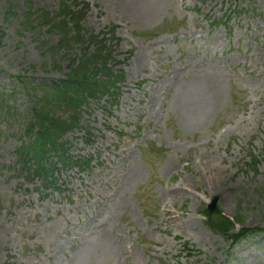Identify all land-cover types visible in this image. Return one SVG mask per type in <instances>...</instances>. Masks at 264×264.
Wrapping results in <instances>:
<instances>
[{"label":"rangeland","instance_id":"obj_1","mask_svg":"<svg viewBox=\"0 0 264 264\" xmlns=\"http://www.w3.org/2000/svg\"><path fill=\"white\" fill-rule=\"evenodd\" d=\"M68 1L90 4L112 78L45 179L20 167L36 98L14 77L60 81L87 52L21 26L61 0H0V264H264V0ZM214 198L257 232L229 248L202 213Z\"/></svg>","mask_w":264,"mask_h":264},{"label":"trees","instance_id":"obj_2","mask_svg":"<svg viewBox=\"0 0 264 264\" xmlns=\"http://www.w3.org/2000/svg\"><path fill=\"white\" fill-rule=\"evenodd\" d=\"M85 14L86 11L68 10L59 11L58 14L51 16L49 12L39 11L37 15L35 13L25 15L21 21L24 29L30 30L35 25L33 29L47 27L48 30L59 31L60 37L53 47L57 51L63 50L66 54H70L71 48L77 43L87 52V54L84 52L82 60L78 56H70L66 75L60 81L51 84L41 83L34 87L31 77L21 73L14 77L22 90L27 93L33 90L36 98L32 117L24 130V134L29 139V145L23 146L17 153L21 160L20 167L33 163L36 174L45 179L49 178L52 167L55 168L58 163L68 167L75 162L68 155L69 149L65 147L67 143L63 141V138L69 131L79 126L82 106L90 97H96L105 90L108 91L111 85V75L102 74L103 67H106L111 55L110 50L105 40L98 42L102 46L92 47L99 36L83 32L82 19ZM102 75V79H99ZM59 108L66 111V119L56 115ZM53 158H56L58 163L54 162ZM257 162L255 157H251V161L246 165L255 167ZM202 213L210 228L226 239L229 248H233L257 232L255 229L245 228L240 216L229 218L219 208L214 212L204 209Z\"/></svg>","mask_w":264,"mask_h":264},{"label":"water","instance_id":"obj_3","mask_svg":"<svg viewBox=\"0 0 264 264\" xmlns=\"http://www.w3.org/2000/svg\"><path fill=\"white\" fill-rule=\"evenodd\" d=\"M216 203H217V198H214L212 204L208 207V209H209L210 211L215 210Z\"/></svg>","mask_w":264,"mask_h":264}]
</instances>
